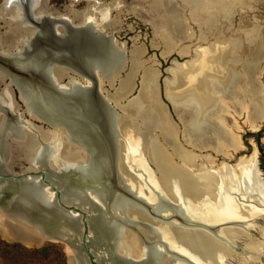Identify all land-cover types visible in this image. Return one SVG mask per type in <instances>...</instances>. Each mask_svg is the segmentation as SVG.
Wrapping results in <instances>:
<instances>
[{
    "label": "bare ground",
    "instance_id": "bare-ground-1",
    "mask_svg": "<svg viewBox=\"0 0 264 264\" xmlns=\"http://www.w3.org/2000/svg\"><path fill=\"white\" fill-rule=\"evenodd\" d=\"M32 1L34 2V0ZM144 1H147L149 3L151 2L152 6L159 8L162 11V18H164L166 22L170 21L169 25L165 23V27L162 26L161 28H159L162 35L165 33L172 34L180 29L181 12L177 7H175L173 0ZM179 1H183L184 3H186V5H188L189 15L191 17L201 14L205 19L208 20H213L221 15L230 17V15L234 13V10L237 8V6H242L243 4H245V0ZM6 8L7 7H5L0 12V17L2 18V20L7 21V25L10 31L9 34L11 38L9 39L7 46L8 48H14L17 45L21 46L23 44L22 38L28 36L31 32H33V29H29L27 31L20 26V22H18V20L21 18L20 10L17 12L15 8ZM37 11L38 12H36V14L42 13V10L40 9H38ZM85 17L88 18L87 12L81 13L79 15V20H83ZM223 20H225V17ZM226 20L229 19L227 18ZM252 28L250 27L249 32V40L254 47L252 50L251 64L249 67L250 77L249 79L245 78L247 80V83L245 82V85L243 87L244 91L242 96L240 97L237 94H230V92L228 91L224 95V92L222 90H219L216 82L214 81V84H212V86L214 85V94H218L219 96L224 95L225 97H228V100H230L232 104H235V106H240L243 110L246 111L247 123H250L251 131H256L257 128H259L256 124L257 120H264V91L261 88L260 83L254 78V73L256 71L254 59L261 53V46L258 38V30L256 28ZM94 29L95 28L93 27L91 31ZM86 31L88 32V30ZM42 32L46 34V31H44V29H41V33ZM234 32L235 31H233V33ZM89 33L83 34V38L81 39L78 37H75L73 39L72 36H69L66 39L65 43L59 41V36L54 35L46 37L43 36L45 34H42L43 39L41 40H43V43L45 44V46H43L45 51H50L51 53L57 52L58 54L60 53L61 49L57 48L56 50V46H54V44L60 47L62 45V48H64V45L67 48L66 43H68V40L70 42V45H79V55H82L83 58H81L80 60L81 64L85 65L86 67H91V65L87 62L96 59L100 54V51L104 52L106 50L109 52V48L113 44H111L112 42L108 40L102 42L100 40L101 37L99 39L101 43L100 41L93 42L89 39L91 35V33ZM52 39L55 41L53 45L51 43ZM245 42H247V40ZM112 48L114 49L115 45ZM64 51H66V49ZM119 52H121V50H119ZM42 53L43 52H36V50H33V52L29 53L28 55H22V60H14L13 62L15 63V65L20 66L23 69L28 70L29 68L34 74L35 78L39 81V84L37 83L38 88L36 90V93H31V91H28V89L26 88L27 86H24L19 81H16L15 83L20 90L21 99L26 105H28L27 110L30 113H33V117L37 115L41 117L42 115L40 113H42L46 115V117L48 116L46 119H48L50 123L53 122V126L56 128H51L53 130L50 132H42L40 131L41 129H37L35 133L31 130L30 132L27 129L28 134L26 133L27 138L25 140V143H23V145L21 146H12L9 161L17 160L18 155L23 154V158L27 159L31 163L34 160L33 158L36 156V153L39 151V148L41 146H46V153L44 154L43 151L42 156L48 155V157L52 160V168H57L60 164H62L61 162L64 161H79L82 158H87L85 153V157H81L78 150H70V146L74 145L69 141L71 140V138L67 140L68 130L70 131L71 135H75L73 141H81L78 144L81 146H85L86 142H88L89 144V136L85 137L84 135H82V129H75V125H73V123H75V120L72 118H70L69 120L68 117H65L67 116V112L65 111L66 108L62 106H66V99H63L64 102H62V100L60 101V98H63L62 95L57 96L53 88L48 87L50 85L55 86L54 79L59 80L62 77L63 72L66 69L65 63H67V59H65V57H67V53L65 52L64 55L61 54L64 62L63 60H61V57L58 56L60 57V60H58L57 65L53 64V66L49 63H47V65L45 61L41 59V57L43 56ZM51 56L52 55L50 54L48 56V59H50ZM108 60L109 59L106 58L105 62H108ZM109 61V64L105 66L104 64L101 65V63H99L100 67L95 65L94 67H96L97 69L92 68V70L96 72L98 76H102V79H107L111 76L113 77L115 75L114 73H116L117 71L115 63L116 59L113 58ZM241 67L246 75V66L241 65ZM40 87L42 91H38ZM58 87L59 86L57 85V88ZM49 89L52 91H50ZM210 90H212V88ZM55 91H60V89L58 88ZM2 101L4 102L5 106L6 104H9L8 98L5 97V95H3ZM140 104L141 102L137 101V109H143L144 105H146L145 109L148 108V111H151V108L153 109V113L147 115V117L150 116L151 122H147L146 119L143 118V126L147 128V130L157 124L159 125V123H162V120L164 119H162V112L159 109H154V107L150 103L141 106ZM36 105L39 106L38 110L36 108ZM113 119L115 121L107 119V122H109V124L112 126L111 129L113 130L115 146H120V141H118L117 143L119 136L115 128L116 123L120 121H118L117 118ZM19 120L20 119L11 120L12 124L8 127V129H6L8 131V136L17 134L19 135L24 131L27 132L26 130H24V128H22L21 122ZM3 121V118H0V134L5 133V131H1ZM69 124L72 125V130L70 129ZM131 131L133 133L132 138L135 139L136 142L139 141L140 143L141 135L143 134V132L141 133L140 131H137L136 127H133ZM147 136L150 137L149 134H147ZM63 137H65L66 141H63L64 139L62 140ZM150 139L148 140V143H146L149 146L154 144L152 140L150 141ZM61 143H65V145L70 146H68L69 148H67L66 146L65 149L62 147ZM141 143H143V141H141ZM262 143L264 146V139L262 140ZM143 146L145 147V145ZM170 147H172L175 155L183 160L182 165L177 166L176 164H173L170 157L164 152L162 147L156 145L153 148H150V154L153 159L160 162L159 164H161V173L159 175L160 179L151 175L148 176L143 174L144 172L142 169V165L138 164V161H136V157L133 156V153H135L136 150L140 149V146H125L124 148L126 153L122 152L123 150L121 147L119 151H117L118 154L116 153V157L118 156L116 159V167L121 174L123 172H129L133 174L131 176L134 177L130 176V179L122 175L126 182L125 184L130 187L135 194L144 197V199L150 204L152 209L157 211L159 214L169 215L175 212L189 220L204 222L205 224L215 227L216 229L221 226V228L218 229V233L205 232L201 230H184L177 227V225H174V223L161 224L158 227H156L157 225L153 226L150 233H145L148 239H151L154 244H151V246L148 247H142L140 242L135 237L131 235H125L124 231L122 229H119L115 223L108 221L109 219L106 218V213L102 208L103 206L101 203L104 199L102 196L103 194L98 191L95 186H93L94 188H91L89 191V197L91 198L90 201L87 200V197H84V194L81 193V191L72 190L70 194H68L69 196L65 197V200L71 199V201L79 202L80 205L85 204V210L90 214L91 217V247L96 252L98 257L102 261H104V263L111 262L114 264L117 260L112 259V248L117 245V248L121 246V250L126 249L133 254V256L137 259V262L133 264H228L227 260L230 256V250L223 244L222 239L235 241L237 238L239 239L242 234L248 233L247 230L249 231L251 229L257 230L259 236L257 237L258 239L256 241L248 242V244L245 245L248 249V255H242L241 260H243L244 263H248V260L251 259L250 254H260L264 250V189L261 188L262 184L257 179L254 162L252 160L253 157L249 160H241V166L235 167L234 169H228V167H225L224 165H217L213 168L214 170L212 171V173H210L203 167V164L207 163L213 166V161L211 162L210 158L207 157L206 162L204 160L201 163H197L191 155L183 153L176 146ZM222 147L226 146L218 147L220 148L219 150H222ZM227 147L238 149V146ZM92 161L96 162L99 168L101 166L103 167L104 165V160L101 158V156L89 158L87 163L88 167L91 166ZM128 163H130V166ZM120 168H122V170ZM89 173V171H86L84 172V175L89 176ZM21 189L22 191L20 195L11 203L9 207L11 209H6V211H8L7 214L11 213L14 210L20 212L21 214L22 212L28 213V209L39 208L40 213L45 214L48 217H55L53 214L56 213V209L52 210V206H54V203H52L53 201L50 198V195H46V193L38 189L33 181H27V183H23L21 185ZM157 190H162L163 195H159ZM173 195L176 196V200H172L174 202V205L170 201L173 206H163V204L161 203L162 200H164V203L165 200L167 201V199H170V197H174ZM165 196L167 197V199ZM113 208H115L116 213H119L120 216L129 218L130 220L132 219L130 216L132 215L133 211L138 212V214H133L135 216V219L132 220H144L143 216L147 217L144 211L129 207L127 205H124L123 203L119 205L118 203H116ZM45 215L41 216L40 220H42ZM10 217L11 215H5V213L0 210L1 238L6 241L12 240L28 247L41 244L38 239H35L33 234L28 232V229L25 227V225H23L19 220H15ZM226 223H232V225H237V227L228 228L226 226ZM150 225L152 226V224ZM74 233H76L77 235L76 230L74 231ZM247 236L249 235L247 234ZM72 240L75 243L77 242V238L75 236L72 238ZM68 251L69 250H67L65 253L66 256L69 254ZM68 256L69 264H74L73 259L70 257V255ZM83 263H85V261H83ZM115 264L123 263L117 261Z\"/></svg>",
    "mask_w": 264,
    "mask_h": 264
},
{
    "label": "water",
    "instance_id": "water-1",
    "mask_svg": "<svg viewBox=\"0 0 264 264\" xmlns=\"http://www.w3.org/2000/svg\"><path fill=\"white\" fill-rule=\"evenodd\" d=\"M73 31L75 37H78L80 39L83 38V26L74 27ZM100 36L112 42L111 44L113 45L118 44L116 41H114V38L112 36L108 37L103 33H99V37ZM59 38V41L65 40L63 39V36H59ZM31 42L29 41L27 46H25L22 50H18L14 53H9L6 50H0V73L3 78L10 79V82L12 84H16L15 82L17 80L25 78L26 80L23 81V85L27 86L26 88L28 89V91H31V93H36V90L38 88L37 83L39 84V81L35 78L31 70L29 68L28 70L23 69L13 63L14 60H22V54L28 55L29 53L33 52L34 49H27L28 46L34 48V44L31 45ZM55 46L61 49L58 56L61 57V54H65L64 50L67 48L64 45L63 47L65 49L62 48V45L61 47L58 45ZM120 46V58L118 63L116 64L117 71L116 73H114L115 75L113 77L111 76L107 79H102V76H98L96 72L92 70L91 67H86L85 65H82L80 62L82 55H79L78 50L80 47L79 45H76L72 54H67V57H65V59H69L73 63V66L69 67L68 72L82 79L84 83H81L80 80L73 76H69V82L65 84H58V88L60 89V91H55L58 88L54 87L53 85H46L49 88L53 87V90L57 94V96L62 95L63 98H60V101L62 100V102H64L63 99H66V106L63 105L62 107L66 108L65 111L67 112V116L65 117H68L69 120L70 118L75 120V123H73V125H75V129H82L81 134L85 137L88 136V134L89 137L91 136V138L88 139L89 144L88 142H86L85 146L78 145L81 141H73L75 135H71V140H69L75 145L70 146V150H78L79 153L82 152L86 154L87 158L84 161H81V163H74V161H64L61 162L62 164H60L57 168H52V160L48 157V155L42 156L43 151L44 154L46 153V146H41L39 148V151L36 153V156L33 158L34 160L31 163L25 161L27 166L23 167L21 172H16L14 170V168L17 166V161H9L8 155L6 158V160L8 161H5L4 158H2L0 161V183L3 184L2 187H0V210L3 211L5 215H11L10 218L19 220L23 225H25V227L28 229V232L33 234L35 239H38L39 242H41L40 245L44 244L45 242L61 244L64 248V253L69 250L68 255H70V257L73 259L74 264L113 263H104V261H102L98 257L96 252L92 249V235L90 233L91 217L90 214L85 210V204L80 205L79 202L71 201V199L65 200V197L69 196L68 194H70L72 190L81 191V193L84 194V197H87V200L90 201L91 198L89 197V191L91 188H94L93 186H95V188H97L98 191L103 194L101 195L104 199L101 203L103 206L102 208L106 213V218L109 219L108 221L115 223L119 229H122L124 231L125 235H131L135 237L140 242L142 247H148L151 246V244H154L151 239H148L145 233H150L152 227L156 225L174 223V225H177V227L182 228L184 230H201L211 233H218V229L220 228L218 227L216 229L215 227L209 226L204 222L189 220L175 212L169 215L159 214L157 211L152 209V207L144 199V197L135 194L134 191H132V189L125 184L126 182L124 180V177L116 167V159L118 157H116V153L117 151H119L120 146H115L113 130L111 129L112 126L109 124V122H107V119L110 120L112 118H117V120L120 121L122 125L125 124V122H130L140 117V114L143 113V109L145 107H143V109L138 112L136 108L137 101L141 99V103L146 102V97L144 95L145 87L142 86L141 81L142 77L145 74L149 75V72L151 73L152 68L145 66L142 72L141 64L138 63L139 65H135L137 64L135 59L136 57H133L132 54L129 55L126 53L124 43H122ZM48 52L49 54H51L50 51ZM54 53H52V55ZM60 57H58L59 59L56 58L53 61L58 62V60H60ZM129 60L134 61L136 63H132L130 65V71L128 73H125V67ZM107 64H109V62L104 64V66ZM68 72L64 70L63 74H68ZM137 74L140 80L136 93L133 94L137 86L135 81ZM21 81L22 80H20V82ZM116 81H118V84L117 86H115V88L120 90L122 94V97L120 98L121 103L118 106L110 98L115 94L113 86ZM104 83L110 85L113 90L112 93L104 88ZM153 84L155 89V99L153 102L155 103L157 108L162 112V114H165L166 117H168L171 124L174 125L177 129H179L178 124L171 115L172 111L170 112L168 105H166L163 101L158 76L156 80H154ZM61 87H63V89H61ZM169 105L173 110L172 103H170ZM25 106L27 108L28 105L25 104ZM38 107L39 106L36 105L37 110ZM1 111L2 110L0 109V112ZM40 114L42 115L41 117L38 115L33 117V113H30L27 110L26 117H22V123L26 128L32 130V132H35L34 129H38L33 124L34 121L42 122L50 128H56L53 126V122L50 123L48 119H46L48 116L46 117V115L42 113ZM69 125L70 129L72 130V125ZM150 130L151 131L149 135H151L152 137H156L159 141L160 138L158 137H160V133H157L159 132L158 128H153ZM121 138L122 136L120 135L117 140V143L118 141L122 140ZM263 139L264 136L260 139L262 145ZM90 140H92V143ZM177 142L179 146L176 147L179 148L183 153L194 157L197 163L203 162L205 157H209L206 154H201L202 152L209 150L208 148H197L193 146H188L182 141V139H179L178 136ZM2 147L4 148V146ZM8 147L10 148L11 146ZM153 147L154 146H140V149L136 150L135 153H133V156L136 157V161H138L137 163L142 165V169L144 172L143 174L148 176L151 175L160 179L159 175L161 173V164H159L160 162L154 160L150 154V148ZM159 147H162L164 152L167 153L169 156L173 154L172 161L175 163H179V158L174 155L173 150L170 146ZM67 148L69 147L67 146ZM238 151L239 149L236 151L232 149L228 151L227 156L221 155L225 159H228L230 157V159L234 160L233 163H226L224 164V166L228 167V169H234L235 167L241 166V160H249L253 157L252 160L254 162L257 179L262 184L261 188L264 189V178L261 177V172L258 170L259 151L257 149H254L249 155L236 156V153ZM95 156H101V158L104 160L103 167L101 166L99 168L98 164L93 161L91 166L88 167L87 163L89 158ZM4 161L9 164L8 168H1V165L5 163ZM128 164L130 166V163ZM220 165L222 164L220 163L218 166ZM205 170L212 173L214 169L212 165L208 164L206 165ZM86 171L90 172L89 176L84 175V172ZM27 181H33V183L36 184L38 189L46 193V195H50V198L53 201L52 203H54V206H52V210L56 209V213L53 214L55 217H48L45 214L40 213L39 208L28 209V213L22 212L21 214L20 212L14 210L11 213L7 214L8 211H6V209H11L9 208L11 203L20 195L22 191L21 185L25 182L27 183ZM157 192L159 193V195H163L162 190H157ZM173 196L174 197H170V199H167V197L165 196L167 201L165 200V202L163 203L164 200H162L161 203L163 204V206H173V201L176 200V196ZM170 201L173 205L170 203ZM116 203H118V205L123 203L124 205H127L129 207L137 208L141 211H144L148 221L140 219L130 220L129 218L120 216L119 213H116L115 208H113ZM43 215H45L44 218L40 220L41 216ZM150 224H152V226ZM226 226L228 228L237 227V225H232V223H226ZM75 230L77 232V235L76 233H74ZM74 236L77 238L76 243L72 240ZM222 240L223 244L227 246V248L230 250V256L228 257L227 263L242 264L241 257L244 249L242 248V246H240L239 242L228 241L226 239ZM7 242L17 243L12 240H9ZM236 243H238L239 245ZM21 246L26 247L24 245ZM262 253H264V251ZM68 255L66 256L67 264H69ZM250 256H253V258H259L260 254L256 255L253 253L250 254ZM253 258L249 260V264L252 263ZM112 259L120 261L123 264H133L137 262V259L133 256L131 252L126 249L121 250V246L117 248V245L112 248ZM83 261H85V263H83Z\"/></svg>",
    "mask_w": 264,
    "mask_h": 264
},
{
    "label": "crops",
    "instance_id": "crops-1",
    "mask_svg": "<svg viewBox=\"0 0 264 264\" xmlns=\"http://www.w3.org/2000/svg\"><path fill=\"white\" fill-rule=\"evenodd\" d=\"M179 2L182 3V5H179L181 9L187 12V20L185 19V22L188 26L186 28L182 12L179 10L181 12L180 29L172 34H163V39H161L163 43V52L161 56L163 58H167L172 57L173 55H177L178 58L181 59L179 62L173 60V65L166 69V76L163 79L164 99L168 104L172 103L173 110L171 109V111L175 119L178 121V124H180L178 125V127H180L179 129H177L174 125L171 124L168 117H166L165 114H162V119H164L162 120V123H159V125L156 123L157 125L153 126L150 129L158 128L159 132L157 133H162V139L164 141V144L162 143V141L158 142L162 143L163 146H179L177 142L178 136L179 139H182V141L188 146H193L197 148H208L214 150L220 155L227 156L228 151L232 149L236 151L240 148L239 146H242L240 140L234 134V132L236 131V126L234 122H230L228 120L230 116H232L231 118L235 117L234 115L229 113V110H232L231 112H233L234 110L239 111L238 116H242L247 125V128L250 129V123H247L246 111L243 110L240 106H235V104H232V102L228 100V97L224 96L228 91L230 92V94H237L241 97L244 91L243 87L245 85V82L247 83V80L245 78L249 79L250 77L249 67L251 64L252 50L254 48L249 40L250 25L245 28L241 27L240 30H235L234 28H232L230 21L232 19V14L230 15V17L221 15L219 16L220 18L217 17L213 20L205 19L204 16L201 14L191 17L189 15L188 5H186V3H184L183 1ZM242 7L245 8V4H243L242 6H237L235 10L241 9ZM224 17L225 20H223ZM227 18L229 20H226ZM162 19L164 21L162 26L165 27V23L169 25L170 21L166 22L164 18ZM193 24H197L198 27H200V36L196 37L194 32H189L191 26V29L194 31ZM233 31H239L240 37L232 36V34H226L227 32L233 33ZM201 33H203L202 36ZM100 37L98 36L96 39V37H93V35L91 34L89 39L93 42H99L100 40L104 42L105 40H107L102 36ZM208 37H212L213 41L206 39ZM258 38L261 46V53L258 57H255L254 59L256 69L254 73L255 75L259 74L258 63L261 60V56L264 52L263 41L261 40L262 38L260 34L258 35ZM246 40L247 42H245ZM113 46L114 45H111V47L109 48V52L106 50V52L100 51V54L96 58L97 60H90V65H96L100 67L99 63H101V65L107 63L105 62L106 58H109V60H112L113 58L116 59L115 63L117 64V61H119L120 58V48L115 45V48L113 49ZM102 52L104 55L102 54ZM135 55L132 54L133 57ZM109 60L108 62H110ZM92 62H95L96 64L93 65ZM241 65L246 66V75ZM141 68L143 69L144 66ZM151 68L152 74L149 72V75L145 74L144 76V79H148L144 80V83L147 84L145 93V103H150L154 107V109H158L155 103L153 102L155 99V89L153 83L154 80H156L157 76L160 77V72L154 67ZM247 69L249 72L247 71ZM255 75L254 78L260 83V81L258 80L259 76ZM213 81L216 82L219 90H222L224 92V95L219 96L218 94H214V85L212 86V84H214ZM142 82L143 77L141 83ZM260 86L264 91V88L261 84ZM211 88L213 91L210 90ZM145 103H141L140 106L144 105ZM143 107H146V105H144ZM147 109L144 108L142 115L140 114L139 119L141 120L142 124L143 118L146 119L147 122H151L150 116L147 117V115L152 114L153 109L151 108L150 112ZM139 110H141V108H139ZM112 120L114 119L112 118L111 121ZM263 121L258 119L256 122L257 126L260 127V123H262ZM227 122H230V125ZM138 123H140L139 120ZM133 127H136V123L134 120L130 122H125V124L122 125L121 122L116 123V130L122 129L123 132H125V134L127 135L128 141H126V144L123 146H149L146 143H148V140L150 139L151 135L149 137L147 136V134H150L151 130L149 129L143 131V134L141 135V141H143V143H141V141L139 143V141L136 142L135 139L132 138L133 133L131 129ZM67 135L69 140L71 138L69 130ZM89 138H91V136ZM156 145L157 144H155L154 146ZM120 146L122 145L120 144ZM220 146L226 147H222L223 149L219 150L220 148L218 147ZM227 146H238V149ZM73 161L75 162V160Z\"/></svg>",
    "mask_w": 264,
    "mask_h": 264
},
{
    "label": "flooded vegetation",
    "instance_id": "flooded-vegetation-1",
    "mask_svg": "<svg viewBox=\"0 0 264 264\" xmlns=\"http://www.w3.org/2000/svg\"><path fill=\"white\" fill-rule=\"evenodd\" d=\"M96 1V3H95ZM179 0H173V3L176 5V7L179 8L178 2ZM16 0H2L0 2V10L2 7L10 8L11 6L14 7ZM17 3H19V8L21 12V18L18 20L20 22V26L25 29H33V32H31L28 36L22 38L24 44L21 46H15L14 48H8L7 43L9 41L10 34H9V27L7 21L2 20L0 17V50H6L9 53H14L16 51L22 50L25 46H27L28 42H31V45L34 44V48L31 46H28V50H36V52H43L41 59L45 61V63H49L53 66V64L57 65L56 61H53L54 59L58 58V53L55 52L53 55L51 53V58L48 59V56L50 55L49 52L45 51L44 47L45 44L43 43V36L50 37V36H63L62 43L66 42V39L69 36H72L73 39L75 38L74 34V27H81L83 26L84 34H88L93 27L95 28L90 33L92 35L98 36L99 33H103L106 36H112L114 38V41H116L118 44L117 47L121 48V44H125L126 53L131 55L132 52L136 51V62L141 64V67H154L155 69L162 68V74L160 73L159 77V84L161 88L162 98L163 96V79L166 76V69L169 68L171 65H173V60L178 61V56L173 55L172 57L163 58L162 52H163V43L159 40L158 37L155 36L153 26L151 22L147 18L146 11L147 9H141L132 11L128 10L130 6H132V0L130 5L124 4V0H66L63 2H60L59 0H34V2L31 0H17ZM79 4H83L81 8H78L77 6ZM107 5V6H106ZM182 5V4H181ZM105 7V8H104ZM102 8V9H101ZM42 10V13L36 14L38 12L37 10ZM99 9V10H98ZM179 10L182 12V16L184 18V23L187 28L188 25H186L185 19L187 20V12L183 11L181 8ZM106 11V12H105ZM88 12V18L85 17L83 20H79V15L81 13ZM123 12L133 13V12H141L143 19H140V26H134L136 29H134L133 26L129 27L128 24L124 23V17H122ZM146 15V16H145ZM45 18V19H42ZM57 18V19H56ZM145 18V19H144ZM107 20V21H106ZM82 22V23H81ZM244 22L249 23L250 21L245 20ZM250 24V23H249ZM126 26V28H124ZM191 26V25H190ZM57 27V28H56ZM73 27V28H72ZM194 31L190 28L189 32H194L196 37L200 36V30L197 24H193ZM260 27V26H259ZM64 28V29H63ZM139 28H146L147 30H150L151 36L150 41L145 43H137L136 38L134 37V34L140 32ZM41 29L46 31V34L44 32L41 33ZM261 29V27H260ZM88 30V32L86 31ZM98 30V31H97ZM57 31V32H56ZM261 31V30H260ZM65 32V33H64ZM262 32V31H261ZM89 33V34H90ZM42 34H45L42 36ZM262 34V33H261ZM138 36V35H136ZM202 36V35H201ZM264 40V39H263ZM55 41L52 39L51 43L53 45ZM67 49L66 53L72 54L74 51L75 46L70 45V42L67 40ZM36 43V44H35ZM42 44V45H40ZM185 44V43H184ZM37 45V46H36ZM186 45V44H185ZM55 46V44H54ZM38 48V49H36ZM58 47H56L57 49ZM153 53V57H149L150 53ZM63 53V50H62ZM38 54V53H37ZM23 55V54H22ZM45 55V56H44ZM139 55V56H138ZM139 57V58H138ZM177 57V58H176ZM50 60V62L48 61ZM52 60V61H51ZM61 60L64 61V59L61 57ZM181 60V59H179ZM67 63H65L66 71L68 72L69 67L73 66V63L71 60L67 59ZM55 62V63H53ZM131 61L126 64L125 67V73H128L131 68ZM45 65V64H44ZM48 65V64H47ZM46 65V66H47ZM137 65V64H136ZM144 69V68H143ZM142 69V72H143ZM141 72V73H142ZM160 72V71H159ZM139 74V72H138ZM137 74V77L135 79L136 81V89L134 90L133 94L136 93V90L138 88L139 83V76ZM69 76H73L80 80L81 83H84V81L78 77H76L74 74L69 73L63 74L62 77L59 80H55V86L57 87L58 84H65L69 82ZM20 80H22L20 82ZM19 81L23 84V81L26 80L25 78H21ZM11 80L8 78H3L0 73V109L2 110L0 112V118H3V125L1 128V131H5L4 134H0V161L2 158H7V155L10 157L11 155V149L12 146H21L23 143H25V140L27 138L28 134V128L24 127V124L22 123V117H26V106L23 102V100L20 97V90L18 89L17 84H12L10 82ZM118 81L114 84L113 87L117 86ZM53 88V87H52ZM104 88L109 90L111 93L113 92L110 85H107L104 83ZM38 91H42L41 87L38 89ZM3 95L8 98L9 104H4L2 101ZM165 100V99H164ZM170 112L171 108L170 105L167 103ZM172 114V112H171ZM173 116V114H172ZM174 117V116H173ZM13 119H20L22 128L26 130L27 132H23L22 134L17 135H10L8 136L7 130L8 127L12 124L11 120ZM6 123V124H5ZM33 124L36 128L41 130H51L49 126L42 122L34 121ZM5 125V126H4ZM4 127V128H3ZM28 129V130H27ZM36 131V129H34ZM30 131V130H29ZM32 131V130H31ZM30 131V132H31ZM27 133V134H26ZM35 133V132H34ZM18 136V137H17ZM4 137V138H3ZM252 138L257 141V134L252 136ZM262 137H260L261 139ZM12 139V140H11ZM65 144V143H64ZM4 146V148L2 147ZM8 146H11L9 148ZM41 146V145H40ZM70 146V145H68ZM262 146V145H261ZM260 156V153H259ZM3 159V160H4ZM2 160V161H3ZM23 160V161H20ZM20 160L17 161V165H19L21 162H25V159L20 158ZM4 161V162H5ZM20 161V162H19ZM19 162V163H18ZM29 162V161H28ZM8 163L5 162L3 165H1V168H8ZM27 165V164H26ZM259 165V163H258ZM4 166V167H3ZM25 167V166H24ZM23 167L20 169L21 172ZM15 170V168H14ZM260 171V169L258 168ZM262 170V169H261ZM263 171V170H262ZM261 172V171H260ZM264 173V171L262 172ZM261 173V175H262ZM2 183H0V187H2Z\"/></svg>",
    "mask_w": 264,
    "mask_h": 264
},
{
    "label": "rangeland",
    "instance_id": "rangeland-1",
    "mask_svg": "<svg viewBox=\"0 0 264 264\" xmlns=\"http://www.w3.org/2000/svg\"><path fill=\"white\" fill-rule=\"evenodd\" d=\"M59 1L60 2L65 1L66 2V0H59ZM0 2H2V0H0ZM132 2H133L132 3V6H130V8L128 10L136 11L137 9L140 10L139 8L144 9V10L147 9V11H146L145 14H147V18H148V20L151 22V24L153 26L154 33L156 31L155 36L158 37L159 40L161 41V39H163L162 38L163 35L161 34V30L159 28H161V26L164 23V21L162 19V16H161L162 15V11L159 8H156L155 6H152L151 5L152 4L151 2L149 3V2L144 1V0H132ZM124 4H126L127 6L130 5L131 4V0H124ZM181 4L182 3H178V6L181 5ZM15 5L16 6H14V7L11 6L10 8H15V10L18 12L20 9H18L19 8V4L17 3V1L15 2ZM82 6H83V4H79L77 7L78 8H81ZM4 8L5 7H2L1 10H0V12ZM6 9H9V8H6ZM17 12H16V15H17ZM87 14H88V12H87ZM141 14H142L141 12H133V13L123 12L122 13V17H124V19H125L124 20V23L128 24L129 27H131V26L134 27V26H140V19L141 20L143 19V16ZM232 15H233V16H231L232 17V19H231L232 28H234L235 30H239V29H241V27L242 28H245V27H247L249 25H250L251 28L252 27L253 28H256L258 30V33L261 35V38H262L261 40L263 41V47H264V40H263L264 39V0H245V8H243L242 10L241 9L236 10L235 13H233ZM245 20L250 21L249 22L250 24L247 23V22H244ZM259 26L261 27V29H260ZM124 28H126V26H124ZM23 29H25V28H23ZM134 29H136V28L134 27ZM25 30L28 31L29 29H25ZM30 30H32V29H30ZM139 30H140V32L134 34V37L133 38H136V42L137 43H145V44H147L150 41V36H151L150 30H147L146 28H144V29L139 28ZM199 30H200V27H199ZM231 33L232 32H227L226 34L230 35ZM202 34L203 33H201V35ZM136 35H138V36H136ZM98 36H95L94 35L93 37H98ZM232 36L240 37L239 31H235L234 33H232ZM207 39L210 40V41H213V38L212 37H208ZM22 43L24 44V42H22ZM132 54L135 55L136 54V51L135 52L133 51ZM150 56L154 58V55H153L152 52L150 53L149 57ZM177 59H178V61H180L179 58H177ZM87 63L90 64L89 61ZM131 63H136V62H132L131 61ZM92 64L94 65L96 63L95 62L94 63L92 62ZM137 65H139V64L137 63ZM206 66H207V64H206ZM91 68L97 69L96 67H94L92 65H91ZM158 69H159L160 73L162 74L163 73L162 72L163 71L162 68H159L158 67ZM258 71H259V74H257V75L259 76L260 84L264 88V52H263V55L261 56V60L258 63ZM258 71H257V73H258ZM144 76H143L142 86L145 87L144 95L146 96L145 93H146V85L147 84L144 83V80H145L144 79ZM61 88L63 89V87H61ZM113 89H114L115 94L113 96H111L110 98L118 106L121 103L120 102V98L122 97V94H121V91L118 90L117 88L114 87ZM163 101H164L165 104H167V102L164 99H163ZM137 111L139 112L140 110L137 109ZM231 111L229 110V113L232 114V115H234L235 117L234 118H231L232 116H230L228 120L230 122H234V124L236 126V131L234 132V134L241 141V145H242V146H240L239 151L236 153V156L249 155L254 149H257L258 150L259 145H262L260 139H259L258 142L257 141L255 142V140L252 138V136H254V135L258 134V133L261 134L260 135L261 137L264 136V121L262 123H260L259 130L253 132L249 128H247V125H246L244 119L242 118V116H238L239 111H237V110L236 111L234 110L233 112H231ZM173 118L176 121V123L178 124V121L175 119V117H173ZM138 120H139L140 123H138ZM134 121L136 123V130H139L140 132H143L144 130H147V128H145L143 126V124H142V122H141V120L139 118L136 119V120H134ZM230 122H227V123L230 125ZM178 125H180V124H178ZM115 128H116V125H115ZM52 130L53 129H51L49 131L48 130H40V131H42V132H44V131L45 132H50ZM117 132H118V135L119 136L121 135L122 136V139H123L122 141H120V144L122 145V146H120V148L122 147V149H123L122 152L123 153H126L124 151V147L125 146L123 147V145H125L126 144V141H128L127 140V135L125 134V132H123L122 129H119V131L117 130ZM158 138H160L159 141H162V143L164 144V141L162 139V133L161 132H160V137H158ZM62 140L63 141H66L65 140V137H63ZM151 140H152L153 143L157 144L158 146H163L162 143L158 142V140H157L156 137L153 136ZM66 146L67 145L62 144V147L63 148H65ZM262 147L264 149V146L263 145H262ZM79 154L81 155V157L85 156L84 153H82V152H80ZM201 154H206L209 157H211V159H212L211 162L213 161L212 162V164H213L212 167L213 168L216 167L217 165H219L220 163L222 165H224L226 163L231 164V163L234 162V160L230 159V157L228 159H225L220 154L216 153L214 150H211V149H209L207 151H204ZM174 155H175V153H174ZM21 156H22V158L24 157L23 154H20V155H18V158L17 159H20ZM169 157H170L171 162L173 164H176L177 166H180V165L183 164V160L180 159L178 156H176V157H178L179 160H180L179 161V164L172 161L173 154L170 155ZM83 159L84 158H82L79 161L75 160L74 163H81V161H84ZM25 160H27V159H25ZM204 160L206 162L207 157H205ZM199 163H201V162H199ZM203 165H204L203 167L206 168V165H208V163L207 164H203ZM24 166H27L26 163L25 162H21L19 165H17L15 167V171H20V169L22 167H24ZM258 168L260 169V171L262 173L263 171L260 168V156H259V165H258ZM120 169L122 170V168H120ZM122 175L125 176V177H128V179H130V176L133 175V174L132 173H129V172L128 173L127 172H123ZM131 177H134V176H131ZM261 177L264 178V173H262ZM136 213L138 214V212H134L133 211L132 215L130 214L131 215L130 217L132 219H135V216L133 214H136ZM143 219L146 220V221H148L147 217H145V216H143ZM158 226L159 225H157L156 227H158ZM220 228H221V226H220ZM247 232L248 233L242 234V236L239 237V239L237 238L235 240L236 242H239L240 246H242V248L244 249L242 255H248V249L246 248L245 245L248 244V242L256 241L258 239L257 237L259 236L257 230H255V229H251V230H249ZM247 234L249 236H247ZM0 238H1V236H0ZM1 239L3 240V238H1ZM15 244H19V243L17 242ZM236 244H238V243H236ZM49 245H56L61 251L64 249L61 244H54V243H50V242H45L42 245L39 244L37 246H32V247H29L27 249H30V250L31 249L32 250L33 249H41V248L46 247V246H49ZM26 247H28V246H26ZM245 250H246L247 253L245 252ZM262 252L260 253V257L259 258H253V256L250 257V258H253V261H252L251 264H264V253H262ZM65 256H66V254H65ZM65 259L67 260V257H65ZM249 260H248V263H244L243 260H241V262H242V264H249ZM0 264H57V263H56L55 260H50V257L49 258L48 257H46V258H41L40 257V258H33V259H30V258L22 259V261H20V262L19 261H17V262L15 261V263L14 262L13 263H10V261L1 260L0 259Z\"/></svg>",
    "mask_w": 264,
    "mask_h": 264
},
{
    "label": "trees",
    "instance_id": "trees-1",
    "mask_svg": "<svg viewBox=\"0 0 264 264\" xmlns=\"http://www.w3.org/2000/svg\"><path fill=\"white\" fill-rule=\"evenodd\" d=\"M261 134H257V142L260 139ZM258 150L260 152V168L264 171V149L259 145ZM46 258L50 257V260H55L57 264H67L65 254L56 245H49L41 249H27L19 244L8 243L0 238V259L15 263V261H22V259L33 258Z\"/></svg>",
    "mask_w": 264,
    "mask_h": 264
}]
</instances>
